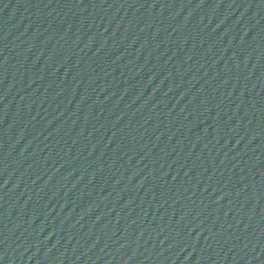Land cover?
<instances>
[{"label": "water", "instance_id": "1", "mask_svg": "<svg viewBox=\"0 0 264 264\" xmlns=\"http://www.w3.org/2000/svg\"><path fill=\"white\" fill-rule=\"evenodd\" d=\"M0 264H264V0H0Z\"/></svg>", "mask_w": 264, "mask_h": 264}]
</instances>
